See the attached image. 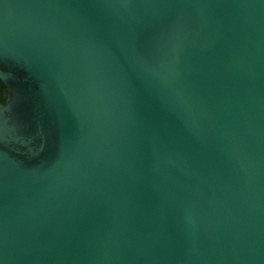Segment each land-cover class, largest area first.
Listing matches in <instances>:
<instances>
[{"label": "water", "instance_id": "1", "mask_svg": "<svg viewBox=\"0 0 264 264\" xmlns=\"http://www.w3.org/2000/svg\"><path fill=\"white\" fill-rule=\"evenodd\" d=\"M0 264H264V0H0Z\"/></svg>", "mask_w": 264, "mask_h": 264}, {"label": "trees", "instance_id": "2", "mask_svg": "<svg viewBox=\"0 0 264 264\" xmlns=\"http://www.w3.org/2000/svg\"><path fill=\"white\" fill-rule=\"evenodd\" d=\"M5 100V88L2 82L0 81V102H4Z\"/></svg>", "mask_w": 264, "mask_h": 264}]
</instances>
